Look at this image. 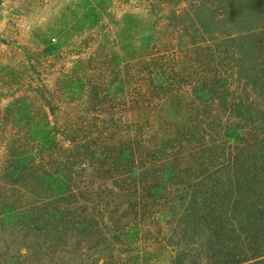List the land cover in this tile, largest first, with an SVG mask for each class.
I'll return each instance as SVG.
<instances>
[{
	"label": "trees",
	"instance_id": "obj_1",
	"mask_svg": "<svg viewBox=\"0 0 264 264\" xmlns=\"http://www.w3.org/2000/svg\"><path fill=\"white\" fill-rule=\"evenodd\" d=\"M215 2L194 7L202 36L220 22ZM222 5L224 22L237 28V54L230 74L211 66L197 83L187 118L183 99L167 122L141 110L154 100L146 80L118 100L127 122L118 110H47L45 203L33 222L73 248L66 264H264V7L251 14L248 0ZM164 78L155 84L167 92ZM89 85L103 107L102 82Z\"/></svg>",
	"mask_w": 264,
	"mask_h": 264
},
{
	"label": "rangeland",
	"instance_id": "obj_2",
	"mask_svg": "<svg viewBox=\"0 0 264 264\" xmlns=\"http://www.w3.org/2000/svg\"><path fill=\"white\" fill-rule=\"evenodd\" d=\"M219 1L211 5L220 22L213 36H202L191 22L198 0H0V264L75 260L73 248L51 242L44 223L33 222L45 203L47 110H118L113 113L127 122L129 108L118 100L146 80L154 81V100L141 110H158L167 122L165 116L180 110L183 99L187 118L197 83L211 66L230 74L237 54L231 43L237 28L230 19L224 22L222 5L237 0ZM248 2L251 14L262 12L264 0ZM169 73L173 82L164 78ZM162 78L167 92L156 87ZM96 79L103 84V107L89 98L88 86ZM141 118L130 115L146 124Z\"/></svg>",
	"mask_w": 264,
	"mask_h": 264
}]
</instances>
